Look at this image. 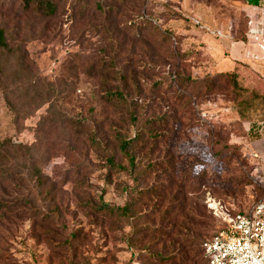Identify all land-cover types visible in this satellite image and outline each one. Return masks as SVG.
Returning a JSON list of instances; mask_svg holds the SVG:
<instances>
[{"label": "rangeland", "instance_id": "rangeland-1", "mask_svg": "<svg viewBox=\"0 0 264 264\" xmlns=\"http://www.w3.org/2000/svg\"><path fill=\"white\" fill-rule=\"evenodd\" d=\"M51 1L53 18L0 0L10 45L0 53V143L22 145L0 162V203L18 204L0 210V264H168L162 258L178 252L152 233L170 229L167 211L179 202L184 215L208 221V197L241 212L264 202L251 152L259 136L219 75L244 64L240 86L264 101V0ZM247 31L243 62L222 66L218 43ZM116 91L126 103L109 98ZM114 127L128 138L160 135L137 145L133 173L106 165L114 156L127 166ZM103 190L116 206L136 197L135 218L117 222L85 206ZM215 226L197 222L193 232L206 233L203 242Z\"/></svg>", "mask_w": 264, "mask_h": 264}, {"label": "trees", "instance_id": "trees-1", "mask_svg": "<svg viewBox=\"0 0 264 264\" xmlns=\"http://www.w3.org/2000/svg\"><path fill=\"white\" fill-rule=\"evenodd\" d=\"M22 3H23V10L25 13H34L37 15L44 16L46 18H53L56 16L58 12V5L56 3H53L51 0H22ZM257 9L259 10V8ZM248 31L240 38L235 40L241 41L246 45L251 44L250 40L251 37H253V35L248 34ZM6 52H10L8 35L4 29L0 28V53L3 54ZM260 59H264V57ZM241 65L245 66L244 64L238 63L237 67H235L232 71L226 73H219V75L221 77L224 76L229 78L233 86V91L235 92L238 99L236 103V113L238 114L239 118L244 121L250 122L252 124L251 128L254 134L256 132V134H258V136L260 137L264 125V101L261 102V104H257L256 98H258L259 95L256 94V95H251V97H249L246 95L247 89L240 86L238 81L237 69ZM108 95L112 101L113 100L117 102L123 101L126 103V99L124 98V95L119 91L109 92ZM135 110L134 107L132 106V108H130L127 114L131 126L137 122V112ZM124 131L121 128H115V127L113 128V132L115 134L114 139L117 144L119 153L127 161V166H121L117 164L115 162L114 156H110L105 159L109 172H115V173L135 172L138 169L137 158H136L137 145L143 139H145V137H148L151 140H157L160 137V135L158 136L157 133H154L153 131H148L146 133L138 132L134 137L128 138L123 134ZM90 140L94 146H96L98 149H102V145L96 138L93 137L90 138ZM16 148H22V145H15L14 143H12V141H5L0 143V162L6 163L7 166L8 164V162L6 161L7 154L10 149H16ZM255 167L253 171H255ZM104 194H105V190L102 191L101 195L98 198V201H89L85 203V206L89 207L94 213L100 216L110 218L117 222H124L126 220H131L135 218L138 199L134 197L133 193L131 195L134 197V199L126 201V203L123 206H116L105 202L103 198ZM143 194L144 191L137 190L135 196L140 197L143 196ZM186 203L187 202L184 200L177 204V206L175 207V209L179 207L176 211L177 213H174V210L167 211V214L169 213L174 214L173 219L168 221L169 226H171L170 229L166 228L158 231H153L152 233V235L155 234L158 236V238H161L160 239L161 242L166 241V243H168V246L173 248L172 251L168 250V252L170 251V253L172 254L178 252L176 256L174 255V257H170V259L167 258L166 260H164V258H162L163 260L162 262L168 264H195L196 259H198V256L201 255V260L203 264H209L207 257L205 255L203 245L205 242L209 241L217 233H219V231L223 228V224L216 217L213 216V214L209 209L208 211L211 216L209 217L210 219L209 221L207 220V217L204 218V215H195L194 212H189L187 215L186 214L184 215L183 212L185 210ZM261 203L264 202H260L259 204ZM17 206H18L17 203L1 202L0 210H7L9 208H13ZM223 206L232 214L248 213V212L237 211L226 204H224ZM212 221L213 223L216 224L215 226L216 230L214 234L211 236V238L202 242V239L206 238L208 235L204 233L203 235L196 236L197 233L193 232V225L197 222L198 223L200 222V224L204 226L208 224V222L212 223ZM210 230H211L210 228L207 229V231ZM200 245H201V251L199 249Z\"/></svg>", "mask_w": 264, "mask_h": 264}, {"label": "built area", "instance_id": "built-area-1", "mask_svg": "<svg viewBox=\"0 0 264 264\" xmlns=\"http://www.w3.org/2000/svg\"><path fill=\"white\" fill-rule=\"evenodd\" d=\"M207 206L223 224L203 245L209 264H264V203L246 214H232L212 197Z\"/></svg>", "mask_w": 264, "mask_h": 264}, {"label": "crops", "instance_id": "crops-1", "mask_svg": "<svg viewBox=\"0 0 264 264\" xmlns=\"http://www.w3.org/2000/svg\"><path fill=\"white\" fill-rule=\"evenodd\" d=\"M231 41H232L230 42L231 44L229 42L223 43L221 41L218 43V45L222 44L221 46L223 47L220 49L221 51L220 54L227 53L228 55L226 60L221 62L222 66L228 63V65L232 67L234 64L238 62H243V51H245L246 44L241 41H236V40H231ZM251 149L256 164L254 173L258 176V178L264 181V125L262 128L261 136L251 143Z\"/></svg>", "mask_w": 264, "mask_h": 264}]
</instances>
